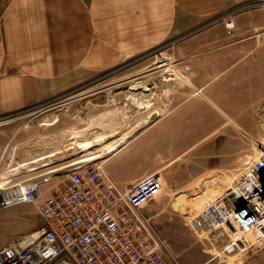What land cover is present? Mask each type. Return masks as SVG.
I'll return each instance as SVG.
<instances>
[{
	"label": "rangeland",
	"instance_id": "374dc122",
	"mask_svg": "<svg viewBox=\"0 0 264 264\" xmlns=\"http://www.w3.org/2000/svg\"><path fill=\"white\" fill-rule=\"evenodd\" d=\"M263 4L248 2L189 25L182 18L185 28L149 46L118 50L115 63L78 72L84 77L68 89L1 110L0 151L12 147L15 162L0 164V185L35 179L41 192L34 202L0 210V246L42 232L38 202L66 184L65 167L79 157L100 154L105 173L123 185L124 176L109 173L104 153L122 141L119 149L135 164L146 157L160 163L163 187L143 211L169 244L164 253L171 263L173 256L192 264L199 254L201 264H264V246L221 256V240L187 224L203 200L230 187L264 151V15L255 14ZM85 140L92 144L87 151L78 147ZM220 157L222 170L204 168ZM171 166L176 173L168 177Z\"/></svg>",
	"mask_w": 264,
	"mask_h": 264
},
{
	"label": "built area",
	"instance_id": "2783aa9c",
	"mask_svg": "<svg viewBox=\"0 0 264 264\" xmlns=\"http://www.w3.org/2000/svg\"><path fill=\"white\" fill-rule=\"evenodd\" d=\"M225 26L231 29L234 23L227 20ZM14 159L12 147L0 151L1 165ZM65 172L66 184L38 202L42 232L18 246H0V264H167L169 244L153 215L143 211L163 187L159 172L127 189L98 160L71 163ZM40 185L35 179L1 184L0 210L36 201ZM187 224L196 234L207 232L213 241L221 240V256L255 243L264 246V151L230 187L203 200Z\"/></svg>",
	"mask_w": 264,
	"mask_h": 264
},
{
	"label": "crops",
	"instance_id": "0c3cea01",
	"mask_svg": "<svg viewBox=\"0 0 264 264\" xmlns=\"http://www.w3.org/2000/svg\"><path fill=\"white\" fill-rule=\"evenodd\" d=\"M248 2L264 0H0V111L68 89L84 77L78 72L93 73L115 63L118 50L149 46L150 40L185 28L182 18L189 25ZM256 11L264 15V4ZM121 142L105 154L109 173L124 176L119 186L127 189L156 172L160 163L146 157L135 164L119 149ZM223 163L220 157L203 164L222 170ZM174 168L164 175L175 176ZM182 263L189 264L187 259ZM192 264H201L199 254Z\"/></svg>",
	"mask_w": 264,
	"mask_h": 264
},
{
	"label": "bare ground",
	"instance_id": "6f19581e",
	"mask_svg": "<svg viewBox=\"0 0 264 264\" xmlns=\"http://www.w3.org/2000/svg\"><path fill=\"white\" fill-rule=\"evenodd\" d=\"M141 83V82H140ZM143 87V86H142ZM140 105V104H139ZM100 137V136H99ZM98 140H102L101 139V137L100 138H97V139H95V141H98ZM94 142V141H93ZM98 143V142H97ZM108 144V143H107ZM115 144L116 143H114V144H110L109 146H107V148H106V150H105V152H110V151H112V150H114V148H115ZM91 141H89V140H85V141H83V142H81V143H79L78 144V147H80L82 150H86L87 148H89V147H91ZM104 149V148H103ZM87 151V150H86ZM104 152V153H105ZM101 155L100 154H93V153H88V154H86L85 156H83V157H79L76 161H74L73 163H86V162H90V161H93V160H96V158H99ZM41 158V157H40ZM32 161V160H31ZM36 161V160H35ZM24 164H26V163H22V164H20L19 166H21V165H24ZM31 168V167H30ZM13 169H14V167H13ZM18 169V168H17ZM14 171V170H13ZM3 176V175H2ZM1 176V177H2ZM6 178V176H4V177H2V179L1 180H3V179H5ZM1 183L2 184H4V182L3 181H1ZM15 245H21V243H19V244H15ZM263 246V245H262ZM241 250H243V249H241ZM217 254L218 255H221V254H219V252H218V250H217Z\"/></svg>",
	"mask_w": 264,
	"mask_h": 264
}]
</instances>
